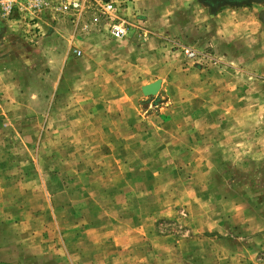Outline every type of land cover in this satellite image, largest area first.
<instances>
[{
    "label": "rangeland",
    "instance_id": "rangeland-1",
    "mask_svg": "<svg viewBox=\"0 0 264 264\" xmlns=\"http://www.w3.org/2000/svg\"><path fill=\"white\" fill-rule=\"evenodd\" d=\"M111 1L124 17L129 0ZM238 4L255 9L262 31L234 45L229 58L246 66L236 68L248 81L240 101L227 98L224 109L213 94L228 63L218 56L223 46L206 37L217 32L215 21L205 22L204 40L163 37L169 64L142 70L146 80L164 79L154 96L139 83L108 86L116 89L110 95L124 92V108L145 115L140 124L150 129L139 134L144 149L132 148L125 164L95 147L106 134L87 125L102 118L74 117L98 108L86 49L93 31L109 35L98 11L90 9L77 28L62 16L0 19V264H264V60L257 63L264 2ZM129 22L117 40L146 34L138 18ZM175 63L193 86L172 73ZM139 73L115 68L105 79L133 82ZM166 81L178 89L173 99ZM212 110L227 116L220 147L208 145L216 134L205 133L218 125Z\"/></svg>",
    "mask_w": 264,
    "mask_h": 264
},
{
    "label": "crops",
    "instance_id": "crops-1",
    "mask_svg": "<svg viewBox=\"0 0 264 264\" xmlns=\"http://www.w3.org/2000/svg\"><path fill=\"white\" fill-rule=\"evenodd\" d=\"M121 14L129 20L138 18L146 34L142 38L129 35L123 40H117L110 38L102 29L92 32L90 44L86 46V49L91 53L90 65L97 74L95 83L98 85V90L101 91L98 97V108H96L97 110L92 109V107L87 108L85 109L87 112L85 110L77 111L78 114H74V117L77 118V121H79L80 116L102 118L103 124L100 126H97L96 123L87 125L90 133L98 131L106 134L105 140L95 147L105 150V155L102 158H112L118 164H125L127 161L124 159H127L128 155L131 154L129 152L132 148L144 149L146 145L144 146V143L138 139L139 134L150 133V129L145 128L144 124H140L145 119V115L136 110L124 108V105H129L128 100L124 99L126 98L124 92H121V95H110L116 89L108 88V86L139 83L141 90L143 85L156 79H160L163 84L164 79L161 75L146 80L142 71L146 68L157 69L169 64V58L172 54H170V51L163 52L164 50L161 49L163 37L169 35L187 38L201 36L204 40L205 22L212 23V21H215L217 32L215 31L206 37L209 40H216L220 46H223L220 48L218 56L226 61L228 59V63L222 65L221 69L224 73L221 79H218V90L213 91V94H217L216 99L226 109L225 102L227 98L233 99L235 103L240 101L243 97L241 92L245 90L248 83L247 78L242 76L241 73L238 74L236 70L237 67L246 66L237 62L236 57L229 59L233 56L231 52L236 51L233 46L236 44L241 45V41L245 38H249L246 39L249 41L256 40V35L262 33V31L260 32L261 28L257 23L258 17L255 14V9L250 4H223L217 9H211L202 0H129L127 6L121 9ZM81 44L80 41L79 46ZM80 49H78L80 52L84 51L83 46ZM261 60H264V57L258 58L257 63L261 64ZM115 68L139 69L141 73L133 78V82L126 81L125 76H122L121 79L123 80L113 83L110 79L105 78L109 76L108 72ZM171 70L172 73L175 70L176 75L187 79L186 83L191 87L194 78L188 80L190 78L182 73V70H184L182 66L175 63L171 66ZM211 81L210 79L205 80V88H209L212 84H210ZM166 84H168L167 89L173 99L174 90L177 91L178 89L173 86V81H166ZM89 100L87 97L81 98V103L85 105ZM236 110L234 108L233 112H236ZM157 117L162 120L164 114H159ZM208 117L216 119L218 123L217 126L210 125L205 129L207 134H216V136H212L211 141L208 140V145H218L220 147L219 142L223 139L221 134L225 132V127L221 124H225L227 116L225 113L212 110L209 112ZM237 129L236 124L233 123V127L229 131L234 133L238 131ZM255 133L256 131L253 129L249 134ZM107 134L109 135L107 136ZM207 137L209 136L207 135ZM163 147L166 148L165 145L161 146V148ZM175 147L172 146V148Z\"/></svg>",
    "mask_w": 264,
    "mask_h": 264
},
{
    "label": "built area",
    "instance_id": "built-area-1",
    "mask_svg": "<svg viewBox=\"0 0 264 264\" xmlns=\"http://www.w3.org/2000/svg\"><path fill=\"white\" fill-rule=\"evenodd\" d=\"M90 9L98 11L99 16L106 21L111 37L122 39L127 35L132 24L118 15V5L111 0H0V19L13 16L14 20L43 22L62 16L72 20L77 28ZM97 19L94 17L93 21ZM75 52L79 53L77 50Z\"/></svg>",
    "mask_w": 264,
    "mask_h": 264
},
{
    "label": "water",
    "instance_id": "water-1",
    "mask_svg": "<svg viewBox=\"0 0 264 264\" xmlns=\"http://www.w3.org/2000/svg\"><path fill=\"white\" fill-rule=\"evenodd\" d=\"M204 4H206L211 9H217L218 7L222 6L223 4H238L242 2L243 0H202ZM160 79H157L153 82H150L148 84H145L142 86L141 90L144 95L147 96H154L155 88L154 87H160ZM154 88V90H152Z\"/></svg>",
    "mask_w": 264,
    "mask_h": 264
},
{
    "label": "bare ground",
    "instance_id": "bare-ground-1",
    "mask_svg": "<svg viewBox=\"0 0 264 264\" xmlns=\"http://www.w3.org/2000/svg\"><path fill=\"white\" fill-rule=\"evenodd\" d=\"M157 80V79H156ZM153 82V81H152ZM160 82H161V80H160ZM160 87H162V83L160 84ZM160 87H159V89H160ZM154 88H155V90H154ZM154 88H152V90H154V92H155V94H157L158 93V91H159V89H158V87H154ZM154 94V95H155Z\"/></svg>",
    "mask_w": 264,
    "mask_h": 264
},
{
    "label": "flooded vegetation",
    "instance_id": "flooded-vegetation-1",
    "mask_svg": "<svg viewBox=\"0 0 264 264\" xmlns=\"http://www.w3.org/2000/svg\"><path fill=\"white\" fill-rule=\"evenodd\" d=\"M243 1H251V0H243ZM255 1L264 2V0H255Z\"/></svg>",
    "mask_w": 264,
    "mask_h": 264
}]
</instances>
